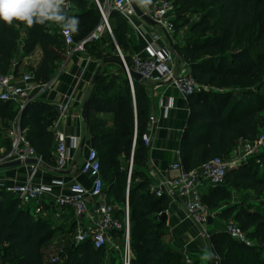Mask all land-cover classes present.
Segmentation results:
<instances>
[{
    "label": "trees",
    "instance_id": "obj_1",
    "mask_svg": "<svg viewBox=\"0 0 264 264\" xmlns=\"http://www.w3.org/2000/svg\"><path fill=\"white\" fill-rule=\"evenodd\" d=\"M157 1L151 0L147 6L153 7ZM167 1L173 5L175 53L189 65L201 87L188 97L189 117L179 150L185 169L199 171L215 158L230 156L240 141L259 137L264 112V0ZM105 2L70 0L73 11L69 15L80 22L78 32L72 33L76 42L103 24L98 5L104 6ZM190 14H197V19L190 20ZM108 21L113 37L105 32L100 41L87 46L101 71L87 96L84 119L91 148L99 156L104 193L116 207L119 220L123 221L125 206H129L132 264H187L177 253L173 255L166 249L163 236L170 196L157 197L145 172L148 147L142 137L149 126L146 82L133 81V95L127 74L117 64L121 58L115 50L119 48L127 66L132 68L128 21L116 11L108 14ZM55 26L46 23L29 27L20 22L7 25L0 21V73L18 76L21 53L24 57L32 55L39 46L42 60L30 71L36 83H49L59 54L66 51ZM182 29L186 34L179 38ZM109 66L118 67L119 74H109ZM56 117L55 107L40 98L22 110L18 104L0 101V143L6 148L0 159L11 150L7 135L2 136L6 130L3 126H7V134L18 119L42 162L56 167L51 131ZM258 157L263 169L262 164L256 165L251 159L230 167L225 183L208 187L202 202L216 216L236 223L251 241L264 245V203L258 209L244 203L233 204L229 189L264 196V152ZM43 205L47 210V203ZM75 228V223L69 224L61 260L54 264L115 263L106 262V248L95 249L91 241L75 244ZM54 231L47 218L34 216L30 205L22 204L11 192L0 190V264H53L46 259L44 248ZM209 240L212 258L207 264H264L256 246L237 242L226 232L215 233Z\"/></svg>",
    "mask_w": 264,
    "mask_h": 264
},
{
    "label": "built area",
    "instance_id": "obj_2",
    "mask_svg": "<svg viewBox=\"0 0 264 264\" xmlns=\"http://www.w3.org/2000/svg\"><path fill=\"white\" fill-rule=\"evenodd\" d=\"M98 6L103 17V24L97 27L87 38L76 42L73 34L69 36H65L63 32L60 34L66 47L65 55L67 58H71L77 54H85L87 46L90 43L100 41L105 32H108L113 37L108 21V14L111 11L118 12L127 21L136 17V13L129 0H120L119 6L117 5V0H106L104 6ZM72 11L73 7L71 5L67 9V12L70 14ZM143 11L155 22V26H159L167 36L172 37L174 31L169 18V14L173 11L171 2L158 0L153 7H143ZM148 37L150 39V43L146 49L148 56L132 55V68L130 69L125 63L127 71L133 70L140 74L146 83L169 82L184 98H188L199 92L201 87L193 77L189 65L181 61L177 62L176 53L169 46L160 45V38L153 30L149 32ZM117 49L120 58L125 61L121 51L119 48ZM128 81L134 95L133 80L128 78ZM50 86L51 83H36L32 73L18 76L0 73V101H10L18 104L22 110L26 104L38 97L36 93L43 92ZM70 101L71 98L69 97L55 105L57 117L51 127V131L56 143L55 168L57 172L74 168L75 158L81 146V140L77 136H67L59 129L60 124L69 116L71 111ZM151 121L153 122L154 120L151 118ZM7 138L11 142V150L4 158L0 159V165L16 160L23 162L28 159H36L38 164L29 165L30 174L26 182L9 187L0 182V190L11 192L24 205L34 204L35 209L33 213L36 218L45 216L43 204L49 198H52L59 209L72 211L75 218L79 220L72 238L75 244L91 241L95 249L112 246L114 251L120 253L122 264H132L134 253L131 247L129 206L128 204L126 205L123 221L119 220L115 216L116 207L104 193V182L100 174V161L96 150L90 148L80 166V173L82 175L92 177L90 189L76 181L67 184L62 179H55L48 183H36L34 179L42 160L27 140L25 130L21 128L18 119L12 123L7 131ZM142 139L148 147L151 142L150 135L145 133ZM245 142H248L245 145V152L248 155L254 154L257 150L264 152V135L253 141ZM178 154L181 157L180 152ZM245 161L247 159L240 163ZM240 163H234L232 166L239 165ZM131 167L132 162H130L129 176ZM228 169L229 167L223 159L215 158L202 166L199 171H187L180 159L170 165V170L175 172L176 175L160 179L157 184L151 186V191L157 197H162L166 194L169 196L172 194L177 195L182 200L189 218L195 224L204 226L207 225L213 213L203 204L201 189L203 186L213 188L222 186L225 183ZM56 188L66 189V191H62L59 195H56ZM95 199H101L102 202L98 203L93 211V209H90V205ZM82 219H86L87 223H80ZM225 232L233 240L247 246H253L248 234L236 223L229 222ZM115 235H119L122 238V245L116 243ZM62 253V247H57L49 256V262L53 264L59 262ZM186 262L187 264H191L190 260Z\"/></svg>",
    "mask_w": 264,
    "mask_h": 264
},
{
    "label": "crops",
    "instance_id": "obj_3",
    "mask_svg": "<svg viewBox=\"0 0 264 264\" xmlns=\"http://www.w3.org/2000/svg\"><path fill=\"white\" fill-rule=\"evenodd\" d=\"M55 27L58 29L59 34H61L62 30L57 25ZM151 27L137 17H133L128 21V54L131 56H148L146 49L147 45L150 43L148 34ZM154 29L155 31L152 30L160 38V45H167L170 47L168 36L165 32L163 30L161 32L156 28ZM33 55H36V59L31 63L30 61ZM20 56L21 63L18 69L19 75L32 73L30 70L36 68L42 60V51L38 46L32 55L24 57L21 53ZM176 57L177 62H180L181 60L177 53ZM99 68L100 65L97 59L89 55L88 52L74 55L71 58H67L63 52L59 54V61L55 66L52 80L47 83H51V86L46 88L43 92L36 93L38 95L37 98L50 103L54 107L56 104L70 97L71 111L69 116L60 124L59 129L67 136H77L81 140V143L83 140H86L84 150L79 151L76 155V162L73 169L57 172L55 167L46 166L41 162L34 179L36 183H48L55 179H62L67 184L76 181L88 189L91 188L92 177L80 173V166L88 150L91 148L90 139L87 136L86 124L82 117V109L94 82V76ZM145 88L149 103V126L146 133L151 137V142L148 146V162L145 172L150 179L151 186H153L162 178L176 175L175 172L170 170V165L180 159L182 161L178 153L180 150L181 136L189 117L190 106L188 98L181 96L178 90L169 82H148L145 83ZM168 106L170 107L167 109ZM107 117L111 116L108 115ZM151 118L154 120L153 122ZM5 151L6 148L1 145L0 154H4ZM53 156L56 158L55 139ZM29 174V165L0 169V182L4 183L6 187L22 184L27 181ZM66 189L56 188L55 194L59 195L62 191H66ZM229 189L232 193L240 192L248 194L243 190L237 191L233 188ZM207 191L208 187L203 186L201 189L202 194H206ZM100 202H102L101 199L93 200L90 209L94 211L96 205ZM46 203L48 207L47 210H45L44 217L47 218L51 224L55 222L60 226H62V224H66L67 226L75 223L77 228L79 220L75 218L72 211L68 209H59L52 198H49ZM232 203H244L246 205L242 199L238 198H232ZM30 206L34 212L35 205L32 204ZM166 215L167 231L163 236L166 249L173 255L177 253L182 257L185 263H187V260H190L191 264L196 262H198V264H207L208 260H203L201 257L205 250L210 253L211 246L209 238L215 233L225 232V227L229 221L213 213L207 225H197L189 218L182 200L175 194L170 196V203ZM80 223L86 224L87 220L82 219ZM51 243L52 242H48V246L44 248L46 259H48L58 247L51 246Z\"/></svg>",
    "mask_w": 264,
    "mask_h": 264
},
{
    "label": "clouds",
    "instance_id": "obj_4",
    "mask_svg": "<svg viewBox=\"0 0 264 264\" xmlns=\"http://www.w3.org/2000/svg\"><path fill=\"white\" fill-rule=\"evenodd\" d=\"M120 0H117L119 6ZM141 7L151 3V0H136ZM70 0H0V21L7 25L14 22L26 23L29 27L52 23L57 25L65 36L79 30V19L69 15ZM212 254L204 251L201 259L210 260Z\"/></svg>",
    "mask_w": 264,
    "mask_h": 264
},
{
    "label": "rangeland",
    "instance_id": "obj_5",
    "mask_svg": "<svg viewBox=\"0 0 264 264\" xmlns=\"http://www.w3.org/2000/svg\"><path fill=\"white\" fill-rule=\"evenodd\" d=\"M143 8V7H142ZM174 17V12L172 11L170 14H169V18L170 20H172ZM198 17L197 14H190V20H196ZM151 27V26H150ZM156 28L157 30H160L162 32V29L159 27V26H154V27H151V30L153 29L155 31ZM150 30V31H151ZM186 34V30L185 29H182L181 30V34H180V37L179 38H183L184 35ZM173 36V35H172ZM172 38V37H171ZM102 48H109L108 46H103ZM115 53L117 55H119V51L118 49L115 50ZM88 54L90 55V52H88ZM36 55H33L32 59H31V63L34 62V60L36 59L35 57ZM107 72L109 74H119V69L118 67L116 66H112V67H107ZM236 91L238 92V90L236 89ZM261 129H260V134H259V137L261 135H264V112L261 116ZM7 126H3L4 129L7 130L6 128ZM6 130L2 132V136H5L6 135ZM248 143V142H247ZM245 141H240L237 146L235 147L234 151L231 153L230 156H228L227 158L223 159V161L225 162V164L230 168L234 163L238 164L240 163L241 161L247 159V160H253L254 164H262L261 167L263 166V161L261 159H259V154H261L262 152L257 150L255 151L254 154H251V155H248L246 152H245V145L247 144ZM1 145V143H0ZM263 169V167L261 168ZM234 189V188H233ZM235 190V189H234ZM238 191V190H237ZM232 196L233 198H238V199H242L246 205H251L253 206L255 209H258L262 206V204L264 203V196H256V195H253V194H243V193H232ZM127 205V204H126ZM126 208V206H125ZM212 213H215V212H212ZM231 222V221H229ZM228 222V223H229ZM227 223V224H228ZM68 226H66V224H62V226L58 225V223H55L53 222L52 224V228L54 231V235L52 236L51 240L49 242H52L51 243V246L53 247H63V245H65V243L67 242V237H65L64 235H67L66 231L68 229ZM227 227V225H226ZM225 227V229H226ZM64 232V233H63ZM115 240H116V243L118 245H122L123 244V240L122 238L119 236V235H115ZM252 244L253 246H256L258 251L261 252V256L262 258H264V245L263 244H259V243H256V242H253L252 241ZM48 246V243L45 245V248ZM106 250L109 252L107 254V258H106V262H115L114 264H119V260H120V253L119 252H116L114 251V249L112 248V246H109L106 248ZM117 256V257H116ZM119 259V260H118Z\"/></svg>",
    "mask_w": 264,
    "mask_h": 264
},
{
    "label": "water",
    "instance_id": "obj_6",
    "mask_svg": "<svg viewBox=\"0 0 264 264\" xmlns=\"http://www.w3.org/2000/svg\"><path fill=\"white\" fill-rule=\"evenodd\" d=\"M129 2L131 3L135 13H136V17L139 18L140 20H142L143 22H145L147 25L149 26H155V22L149 17L147 16L144 11H143V8L138 5L136 3V0H129ZM168 40H169V43H170V48L173 52H175V48H174V42L172 41V38L168 36ZM126 62L124 60H120V61H117V64L123 69V71L127 74V77L132 79L133 81H136V82H143V77L134 72L133 70H128L126 69ZM101 71V68H99V70L96 72L95 76H94V81L97 79L99 73ZM85 111H86V103L84 104L83 106V109H82V117H83V120L85 119ZM85 143H86V140H83L82 143H81V146H80V151H83L84 150V147H85ZM38 164V161L36 159H28V160H25V161H20V160H16V161H11V162H8V163H4L2 165H0V169H8V168H15V167H19V166H22V165H36Z\"/></svg>",
    "mask_w": 264,
    "mask_h": 264
}]
</instances>
